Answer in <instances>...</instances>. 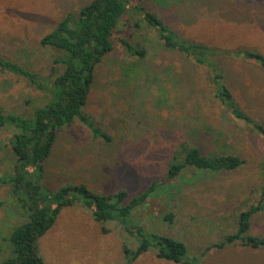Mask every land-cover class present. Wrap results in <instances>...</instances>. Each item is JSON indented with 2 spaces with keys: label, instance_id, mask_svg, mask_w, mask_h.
<instances>
[{
  "label": "rangeland",
  "instance_id": "374dc122",
  "mask_svg": "<svg viewBox=\"0 0 264 264\" xmlns=\"http://www.w3.org/2000/svg\"><path fill=\"white\" fill-rule=\"evenodd\" d=\"M90 1L0 0V54L50 77L56 51L43 47L41 37ZM138 1L179 35L218 49L215 59L236 98L264 121V69L254 60L230 54L239 49L264 53V0ZM118 31L132 33L130 39L149 52L137 60L117 46L97 66L86 111L113 139H93L78 120L64 127L46 163L45 183L53 190L72 182L99 193L126 188L137 194L161 179L156 195L134 214L146 232L183 241L189 256L201 264H264V248L229 244L204 253L209 245L226 241L240 212L259 202L264 137L213 101L208 70L167 48L147 24L133 28L126 16ZM47 101L43 91L0 70V107L6 112L30 116ZM13 134L12 128L0 127V176L14 172ZM183 141L206 155L235 154L245 162L232 172L189 168L168 180L172 155ZM19 204L9 185L0 183V263L13 249L14 227L28 220ZM252 223L253 233L264 235V211ZM137 243L116 222L99 223L78 204L61 210L55 224L39 237L38 251L47 264H182L159 258L153 246L135 258ZM125 247L132 251L127 253Z\"/></svg>",
  "mask_w": 264,
  "mask_h": 264
},
{
  "label": "trees",
  "instance_id": "16d2710c",
  "mask_svg": "<svg viewBox=\"0 0 264 264\" xmlns=\"http://www.w3.org/2000/svg\"><path fill=\"white\" fill-rule=\"evenodd\" d=\"M126 16H129L133 28L147 24L167 48L179 51L196 65L205 67L210 73L213 101H218L234 118L246 122L264 137V121L252 116L228 85L224 70L215 59L220 52L218 49L179 35L162 16L150 10L142 1L91 0L77 12L66 14L49 33L41 37L43 47L56 51L50 77L43 78L0 54L1 71L26 80L43 91L48 99L44 105L35 107L30 116L6 112L0 107V127L14 130L10 142L15 157L14 172L0 176V183L9 185L11 195H18L19 205L28 216L26 222L14 227L10 237L13 249L0 264H47L38 251L39 237L55 224L63 208L78 204L90 211L95 221L116 222L136 237V249L132 251L125 247L126 252L132 251L135 258L153 246L157 248V256L163 260L201 264L198 258L189 256L188 247L183 241L148 233L134 221L135 211L156 195L163 180L152 181L137 194L126 188L99 193L85 183L72 182L53 190L45 183L46 163L57 142L58 133L64 127L78 120L88 127L93 139L105 142L113 139L88 114L86 105L95 83L97 66L117 46H121L130 58L142 60L148 56L149 50L144 44L130 39L132 33L123 35L118 31ZM230 54L254 60L264 69V53L258 50L239 49ZM244 162L242 157L235 154L206 155L199 146L183 141L172 155L167 179H175L189 168L232 172ZM261 211H264V189L257 204L240 212L236 228L227 235V240L209 245L204 253L214 247L224 249L229 244L264 248V235L252 231L253 217ZM103 231L106 233L109 229L104 228Z\"/></svg>",
  "mask_w": 264,
  "mask_h": 264
}]
</instances>
